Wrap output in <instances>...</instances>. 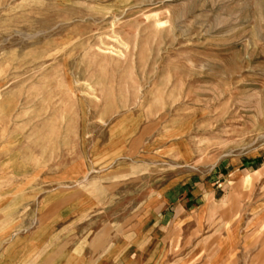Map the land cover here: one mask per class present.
Masks as SVG:
<instances>
[{"label":"rangeland","instance_id":"1","mask_svg":"<svg viewBox=\"0 0 264 264\" xmlns=\"http://www.w3.org/2000/svg\"><path fill=\"white\" fill-rule=\"evenodd\" d=\"M130 130L185 162L107 155ZM190 188L159 237L230 240L188 264H264V0H0L3 250H116Z\"/></svg>","mask_w":264,"mask_h":264},{"label":"crops","instance_id":"2","mask_svg":"<svg viewBox=\"0 0 264 264\" xmlns=\"http://www.w3.org/2000/svg\"><path fill=\"white\" fill-rule=\"evenodd\" d=\"M145 131L147 130H130L124 139L125 141H123L121 145H117L116 147L115 145H111L110 143H108L105 148L106 154L109 155L112 152V154H116V156H126L127 153L130 152V144L138 142L140 143V145H143L145 147H140L142 155L151 154L154 157H167V155L169 156L170 154H173L174 156H177V159H181V147H184L186 151L188 149L185 142H178L180 143V146H178L177 142L173 144H169V142H166L165 144H159L157 140L155 141L153 135L147 137ZM180 162L185 161L181 159ZM193 189L194 188H190L191 191L189 192L187 189L181 190V193H184V191H186L187 193H189L188 195H191L189 198L187 195V197L183 200L179 199V195L177 193L174 194L173 201L177 206L168 207L166 205H163V203H159L158 205L154 204L147 208L145 206L141 209L139 208L138 215H143V217L142 219H140V222L137 225L136 234L133 237H123L119 241V244L116 245V250L114 248L105 249V246L107 247V241H102L101 243L99 242V244H97L95 241L92 249L90 247V244L85 247L76 246L72 254H59L51 256L43 254L36 255L34 253V248H31L30 250L27 246H22L20 249L7 247L3 250L0 241V264H33L35 262H40L42 264H91L93 262H95L96 264H157L162 257L163 250L161 248L166 247L171 248V254L169 256L171 264H179L180 261L183 260H185L184 262L188 264L191 262V260L198 257V255L206 252L204 248H209V246L218 247V251L221 252L223 251L222 248L231 246V244H229L230 240H175L159 237L161 233V226L163 225V223L165 222V224L170 225L176 220L178 215V208L182 211L180 216L182 214L187 215V212L191 210L190 203L194 200L195 197H193ZM156 197H160V195H157ZM179 203L183 204L179 205ZM176 247L190 249H187L185 251L184 249H182L179 260L177 250L175 251V254H172V248ZM198 248L202 249L198 250ZM87 249L89 251H87ZM102 251H104V254ZM100 253L102 254V257ZM259 253L260 255L264 254L263 251L259 252V250H257L255 257H259ZM35 257H37L36 260ZM202 257H204V255Z\"/></svg>","mask_w":264,"mask_h":264}]
</instances>
